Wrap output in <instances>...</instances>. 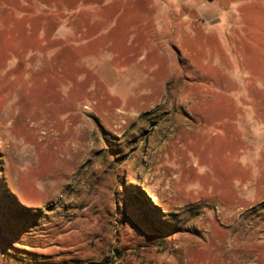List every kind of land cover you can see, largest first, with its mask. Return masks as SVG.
Masks as SVG:
<instances>
[{"label":"rangeland","instance_id":"rangeland-1","mask_svg":"<svg viewBox=\"0 0 264 264\" xmlns=\"http://www.w3.org/2000/svg\"><path fill=\"white\" fill-rule=\"evenodd\" d=\"M0 264H264V0H0Z\"/></svg>","mask_w":264,"mask_h":264}]
</instances>
